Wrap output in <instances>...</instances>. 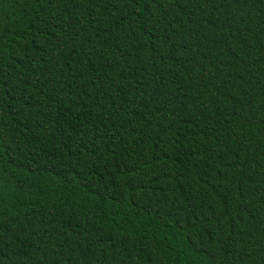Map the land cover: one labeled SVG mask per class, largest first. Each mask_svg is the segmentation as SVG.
Returning <instances> with one entry per match:
<instances>
[{"label": "trees", "instance_id": "16d2710c", "mask_svg": "<svg viewBox=\"0 0 264 264\" xmlns=\"http://www.w3.org/2000/svg\"><path fill=\"white\" fill-rule=\"evenodd\" d=\"M0 264H264V0H0Z\"/></svg>", "mask_w": 264, "mask_h": 264}]
</instances>
